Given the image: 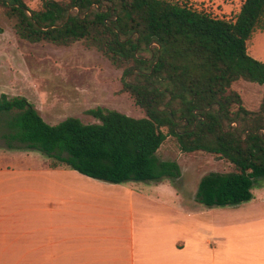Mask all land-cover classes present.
Masks as SVG:
<instances>
[{"label":"trees","instance_id":"obj_1","mask_svg":"<svg viewBox=\"0 0 264 264\" xmlns=\"http://www.w3.org/2000/svg\"><path fill=\"white\" fill-rule=\"evenodd\" d=\"M0 8L22 40L94 48L121 70L119 93L144 114L96 106L85 114L97 122L68 116L49 124L26 97L1 93L6 149L37 151L51 169L68 167L107 183H173L178 163L156 156L171 137L183 153L202 151L230 164L200 177L197 203L251 199L255 179L264 180V98L249 109L233 85H264V62L247 52L264 26V0H243L229 19L180 0H38L35 7L0 0Z\"/></svg>","mask_w":264,"mask_h":264},{"label":"crops","instance_id":"obj_2","mask_svg":"<svg viewBox=\"0 0 264 264\" xmlns=\"http://www.w3.org/2000/svg\"><path fill=\"white\" fill-rule=\"evenodd\" d=\"M15 154L0 150V264H264V192L208 208L162 181L96 195L48 167L39 197L17 196Z\"/></svg>","mask_w":264,"mask_h":264},{"label":"rangeland","instance_id":"obj_3","mask_svg":"<svg viewBox=\"0 0 264 264\" xmlns=\"http://www.w3.org/2000/svg\"><path fill=\"white\" fill-rule=\"evenodd\" d=\"M35 7L38 0H24ZM214 17L233 18L243 0H180ZM0 94L21 95L32 102L43 120L56 124L68 116L78 117L83 123L97 122L85 114V110L96 106L115 109L133 118L143 117V111L127 94L119 93L121 70L94 48L76 42L71 46H54L46 42L31 43L18 38L12 21L6 18L0 8ZM247 52L256 60L264 62V26L253 32L247 43ZM242 96L244 104L254 109L264 98V85L239 81L233 85ZM0 150H6L0 137ZM15 158L10 159L14 169L15 194L17 196L39 197V189L50 178L49 160L41 153L31 150H12ZM160 160L176 161L181 175L174 180L164 179L176 187L179 196L193 198L200 177L209 171H227L230 164L206 152L183 153L173 138L167 137L156 151ZM65 181H83L80 190H96L104 195L101 180L89 178L68 167H59ZM87 182V184H82ZM128 183L131 181H127ZM134 182V181H133ZM139 185L151 188L152 183L141 181ZM119 183V185H123ZM113 186L118 184H112ZM172 188V186H170ZM160 190V189H159ZM253 196L264 192V180L255 179L251 189ZM166 197L167 193H159ZM172 195V194H170ZM194 202H192L193 204Z\"/></svg>","mask_w":264,"mask_h":264}]
</instances>
